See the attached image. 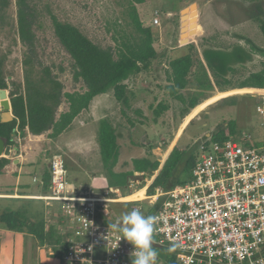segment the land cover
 <instances>
[{"label":"rangeland","instance_id":"1","mask_svg":"<svg viewBox=\"0 0 264 264\" xmlns=\"http://www.w3.org/2000/svg\"><path fill=\"white\" fill-rule=\"evenodd\" d=\"M128 1L31 0L35 15L33 26L35 34L34 58L38 63L51 68L62 82L64 91H83L85 87L81 80L74 78L75 69L72 58L57 39L53 21L57 20L77 26L93 42L103 47L121 46L124 36L130 32L134 33L130 17L131 6ZM192 3L197 4V8L188 11ZM136 9L144 24L153 27L154 35L157 37L155 48L159 52L163 49L164 53L162 57L153 60L148 71L132 78L129 88L133 87L135 93L132 96L128 95L130 104L125 105L113 98L115 105H118V112L116 114L113 112V123L129 126L128 135L131 134L136 143H141L152 159L164 157L175 135L178 137L191 119H193L192 122L185 128L178 144L181 149L186 150V153L193 155L195 159L202 156L199 142L224 126L233 127L229 139H240L244 133L253 136L259 135L262 119L255 111L256 98L247 92L250 87L240 88L239 86L241 82L247 81L251 74L264 70V54L254 52L251 59L240 63H233V58H236L238 52L244 48L253 52L251 47L234 36L235 34L249 38L255 46L264 49V33L259 27L260 19L264 20V0H146V2L137 5ZM155 17L158 18L159 24H154ZM182 21L186 32L185 36L189 38V43H195L204 64L203 47L214 46L227 49L216 48L218 53L226 56L224 64H231L232 67V71L220 79V85L229 90L220 91L216 85L215 77L210 73L214 90L200 95L201 102L186 117H182L185 105L170 96L165 88L170 72L169 61L188 51L186 47L179 44ZM14 23H16V7L13 2L7 8L4 22L0 23V49L8 51L6 69L10 73L11 79L22 81V48L21 45L14 42V33L11 30ZM191 30L192 34H190ZM123 33L127 34L123 35ZM156 67L158 68L156 69ZM192 79L195 80L194 77ZM195 84L194 81L193 85ZM193 85L189 87V90H195ZM181 93L186 96L187 91L182 90ZM160 101H163L168 108L159 117H155L152 108H155ZM67 108L68 105L64 101L59 107V113L66 111ZM121 110L125 111L126 116L119 114ZM128 119H130L129 122ZM131 121L133 125L130 124ZM140 149L141 147L130 149L135 158L139 156ZM122 151L123 148H121ZM54 152L49 151V155L52 156ZM97 166L99 167V164ZM181 166L180 170L182 171ZM67 168L68 179H75L78 175L72 174L69 165ZM190 175L191 173L187 171L181 172L177 180L183 183L190 178ZM79 176L82 178V175ZM99 176L94 177L95 195H103L104 192V189H101L103 184ZM145 176L140 178L136 176L137 182H133L130 178L125 187H119L120 196L116 198L113 195V198L119 200L111 203L109 210L118 221L121 220L123 214L137 207L146 216L152 214L154 204L150 202L147 190L144 188L149 181ZM140 186L143 188L138 189ZM128 192L132 193L123 196ZM126 202L133 203L127 204ZM54 215L50 214L52 220L46 222L47 225L57 226L58 220ZM65 230L71 231L69 237L66 235V238L71 240L74 237L75 229L65 225ZM124 242L129 243L126 240ZM154 242H156L155 238ZM47 248L43 245L40 252L48 256ZM153 248L157 252L156 264H166L172 253L171 250L174 249L167 245Z\"/></svg>","mask_w":264,"mask_h":264},{"label":"trees","instance_id":"2","mask_svg":"<svg viewBox=\"0 0 264 264\" xmlns=\"http://www.w3.org/2000/svg\"><path fill=\"white\" fill-rule=\"evenodd\" d=\"M13 2L16 7V23L12 25L11 30L14 33V42L21 45L22 48L23 77L22 81L11 79L10 73L6 69L8 51L0 49V89L8 90L12 114L14 115V118L9 122H1L0 119V138H4L6 143H13L17 131L22 135L27 132L33 135L48 132L50 137L58 136L69 129L74 119L87 110L93 98L100 94L112 92L116 100L128 105L129 83L132 78L148 71L153 60L163 56L164 50L162 49L159 52L155 48L157 37L154 35L153 27L144 24L136 9L137 5L146 2V0L128 1L131 6L130 17L134 33L130 32L128 35L123 33L126 36H124L121 46L103 47L93 42L77 26L54 20V33L72 58L75 69L74 78L81 80L85 87L83 91H64L62 82L51 68L38 63L34 58L35 34L33 26L35 15L31 0H0V23L4 22L7 8ZM193 10L195 9L188 8V11ZM259 27L264 33L263 19H260ZM234 36L248 44L253 52L247 51L246 48L240 50L236 58H233V63L251 59L254 52L264 54V49L255 46L249 38L238 34ZM183 47H186L188 51L169 61L170 72L167 77L168 84L165 88L170 96L185 105L182 112V117H185L201 102L200 95H205L206 92L214 90L215 87L211 81L210 73L215 77L216 85L220 91L229 90L220 85V79L229 71H232V67L231 64H224L226 56H222L216 50V48H223L203 47L204 64L194 42L183 45ZM223 50L227 49L224 48ZM193 77L195 80L192 79ZM194 81L196 82L195 85H193ZM191 85L195 90H189ZM239 87H250L247 91L249 93L257 91L256 88L264 87V70L251 74L250 78L241 82ZM182 90L187 91L186 96L181 93ZM4 99L6 98H1L0 95V101ZM64 101L67 103L68 108L66 111L59 113V107ZM167 108L168 106L160 101L155 108H152L153 115L159 117ZM130 124L133 125L132 121ZM232 132L233 127L228 125L214 131L210 137L204 138L205 140L223 141L228 139ZM121 137L120 130L109 121L103 120L100 122L98 142L101 159L110 185L114 188L125 187L126 177L131 175L133 171L124 173L116 170L120 153L126 151L124 147L119 145ZM130 145L141 147L140 144L134 143L131 138H129ZM121 148H123L122 152ZM195 161L193 155H188L186 150L175 145L162 168L148 186L147 195H153L156 188L167 191L180 184L181 182L177 180L180 166L183 165V171L191 173ZM10 162L8 158L0 157V173ZM132 164L135 171L148 172L152 175L151 172L158 170L160 163L157 160L151 161L146 157H138L133 159ZM49 185L50 171L44 177V189L48 192ZM140 188L142 186L138 187V189ZM131 193L128 192L123 196ZM160 202L161 199L159 198L153 205L151 215L156 211ZM62 218L63 224L59 228L47 225L44 219L32 220L28 216L26 207L17 211L5 209L0 214V222L3 223L5 228L11 231L27 232L33 235L39 243L45 245L46 248L48 247V262H41V264H51V261L52 263L57 261L60 264H65V253L70 240L66 238V235L69 237L71 231L65 230V225L70 226V219L63 213V209ZM74 238H76L75 235L72 239ZM171 251L172 253L166 264H178V252L175 249Z\"/></svg>","mask_w":264,"mask_h":264},{"label":"built area","instance_id":"3","mask_svg":"<svg viewBox=\"0 0 264 264\" xmlns=\"http://www.w3.org/2000/svg\"><path fill=\"white\" fill-rule=\"evenodd\" d=\"M256 90L250 93L262 119L259 135L200 141L202 156L189 180L147 196L153 204L161 199L154 238L178 252V264H264V87ZM49 169L47 198L62 203L75 229L65 264H131L133 245L108 235V224L118 221L109 209L120 190L79 191L61 152L52 154Z\"/></svg>","mask_w":264,"mask_h":264},{"label":"crops","instance_id":"4","mask_svg":"<svg viewBox=\"0 0 264 264\" xmlns=\"http://www.w3.org/2000/svg\"><path fill=\"white\" fill-rule=\"evenodd\" d=\"M128 92V95L131 96L135 93L133 87L129 88ZM113 98L112 92L95 96L88 109L74 119L70 128L56 137H50L48 132L40 135H33L27 132L22 135L17 131L12 144L5 142V146H10V154L5 155L3 153L4 150H2L0 157H6L11 162L0 173V214L5 209L17 211L26 207L28 216L32 220L44 219L48 222L52 220L50 214H57L56 216L54 215L58 220L57 227H61V223L63 222L62 203L48 199L49 192L44 189V177L50 171L49 163L51 156L49 155V151L61 152L63 154L67 171V165H69V170L72 174L78 175L75 179H68L67 172V179L79 191L94 193V177L98 175H100L99 177H101L100 179L103 184V188L101 189H119V187L114 188L109 184L107 173L103 168L98 142V127L103 120L109 121L120 130L122 137L120 138L119 145L126 149V151L120 153L116 170L124 173L133 170L131 177L127 176V184L130 178H132L133 182H137L136 176L140 178L146 175L145 177L149 181H147L148 184L146 186H143L147 190L174 146H179L178 140L190 121L185 125L178 137L175 135L173 142L168 146L169 150L167 149L162 159L158 157L152 159L149 157L148 151H145L143 145L140 143L142 149L136 158L146 157L151 161L157 160L160 164L158 170L151 172L153 173L152 175L148 172H138L134 170L132 164L135 157L130 151L132 146H129V138L132 141H134V138L131 134L128 135L129 126L122 123H113V112L114 114L118 112V105H115L116 103ZM128 102L130 104L129 96ZM119 114L126 116L124 110L119 111ZM129 121L130 119H128ZM134 143L136 142L134 141ZM98 164L99 167L97 166ZM181 167L183 169V166ZM181 172L184 171L180 170ZM79 175H82V178ZM41 247L43 245L33 235L27 232L11 231L0 222V264H41V262H48V256L40 252ZM51 264H56V262L52 263L51 261Z\"/></svg>","mask_w":264,"mask_h":264},{"label":"clouds","instance_id":"5","mask_svg":"<svg viewBox=\"0 0 264 264\" xmlns=\"http://www.w3.org/2000/svg\"><path fill=\"white\" fill-rule=\"evenodd\" d=\"M156 222V216H146L137 207L123 214L120 221L108 224V235L111 230L120 234L118 243L124 239L133 245L131 264H156L157 252L153 248Z\"/></svg>","mask_w":264,"mask_h":264},{"label":"water","instance_id":"6","mask_svg":"<svg viewBox=\"0 0 264 264\" xmlns=\"http://www.w3.org/2000/svg\"><path fill=\"white\" fill-rule=\"evenodd\" d=\"M190 7H196L197 8V4L192 3L190 5ZM184 17V16H183ZM197 21H198V14H197ZM184 26H183V21H182V26H181V33H180V40H179V44L180 46L186 45L189 43V38L187 36H185L186 32L184 30ZM190 34H192V30L190 31ZM0 95L1 98L4 97L6 99H4L3 101H0V115H1V122H9L14 118V115L12 114V107H11V102L9 99V92L7 89H0ZM5 142L6 140L4 138H0V153L2 150H4V154L5 155H9L10 154V146L7 145L5 146ZM5 146V149H4ZM128 177H131V175H129ZM153 247H161V244L157 243V242H153Z\"/></svg>","mask_w":264,"mask_h":264},{"label":"bare ground","instance_id":"7","mask_svg":"<svg viewBox=\"0 0 264 264\" xmlns=\"http://www.w3.org/2000/svg\"><path fill=\"white\" fill-rule=\"evenodd\" d=\"M190 8H196V7H190ZM185 10H186V9H185ZM144 197H146V196H144ZM144 197H143V198H144Z\"/></svg>","mask_w":264,"mask_h":264}]
</instances>
